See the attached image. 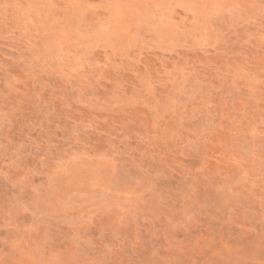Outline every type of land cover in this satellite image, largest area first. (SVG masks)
<instances>
[{"label":"rangeland","instance_id":"1","mask_svg":"<svg viewBox=\"0 0 264 264\" xmlns=\"http://www.w3.org/2000/svg\"><path fill=\"white\" fill-rule=\"evenodd\" d=\"M0 264H264V0H0Z\"/></svg>","mask_w":264,"mask_h":264}]
</instances>
